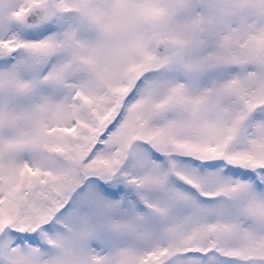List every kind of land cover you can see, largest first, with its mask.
<instances>
[{
	"label": "snow or ice",
	"instance_id": "1",
	"mask_svg": "<svg viewBox=\"0 0 264 264\" xmlns=\"http://www.w3.org/2000/svg\"><path fill=\"white\" fill-rule=\"evenodd\" d=\"M0 264H264V0H0Z\"/></svg>",
	"mask_w": 264,
	"mask_h": 264
}]
</instances>
